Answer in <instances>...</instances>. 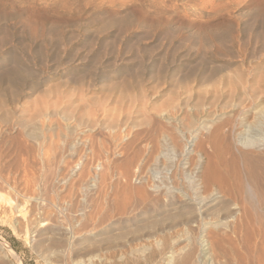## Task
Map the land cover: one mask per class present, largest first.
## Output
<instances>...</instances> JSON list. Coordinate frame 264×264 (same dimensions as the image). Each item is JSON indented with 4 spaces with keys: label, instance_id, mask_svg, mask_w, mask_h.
I'll return each mask as SVG.
<instances>
[{
    "label": "rangeland",
    "instance_id": "1",
    "mask_svg": "<svg viewBox=\"0 0 264 264\" xmlns=\"http://www.w3.org/2000/svg\"><path fill=\"white\" fill-rule=\"evenodd\" d=\"M181 151L237 186L252 216L231 240L258 249L243 186L264 168V0H0V264H184L198 230L175 209H121L126 169L133 189Z\"/></svg>",
    "mask_w": 264,
    "mask_h": 264
},
{
    "label": "bare ground",
    "instance_id": "2",
    "mask_svg": "<svg viewBox=\"0 0 264 264\" xmlns=\"http://www.w3.org/2000/svg\"><path fill=\"white\" fill-rule=\"evenodd\" d=\"M75 130H77V129H74V128L68 129V131L66 133L65 148H66V150L70 151L72 157L78 158L79 155L83 156V154L85 153L84 152L82 154H79L81 152V149L83 150V146H85V144L82 143V141H84V140H80V137L76 136V133H74ZM32 134L36 135L35 132H32ZM238 142H241V143H245V142L248 143L249 142L250 143L251 141H248L247 139L239 138ZM256 143H257V141H256ZM258 143H261V142H258ZM47 145H48V143H47ZM63 145H64V143H63ZM53 146H54V144H53ZM105 153H108V152L106 151ZM183 155H184V151H181V152H179V156L174 155L170 158H167V161L164 163L160 162L159 158H156L154 164L151 165L150 168L148 167L149 168V170H148L149 174H146V175H143L144 173L142 172V170H144V168H145V165L143 163H140V164L138 163L139 167H140V174H136L134 176L135 180L137 181V186L133 189H131V187L129 186V182H128V179H129L131 173L129 174L128 170L125 167H123L126 169L124 174H122V180H123V183H124V186L126 189L125 190L126 194H125L124 200L121 204L122 212H127L130 209H136L142 205H147V206H149V208H150V206H152L154 209L157 210V213H158V211H159V213H161V212L165 213L166 211L169 210V207L172 209H175L174 213H172V215H170V216L173 219H175L176 217L181 218V220H182L181 224L184 226L183 229H185L187 233H189L191 235L194 230H198V235H196V238L193 236L195 238V240H197V243H196L197 247L194 246L197 248L196 255H193L195 258L190 255V253H191L190 251H188L189 252L188 253L187 250H185L188 254L185 253L186 255H185L184 264H187V262H189L188 264H193V263L194 264H264V221L262 222V220H260L262 222V223H260L261 227L259 226L260 230L259 231L257 230V234L261 235V240L259 241L260 244H259V246L256 245L258 249L254 250V248L252 247L253 244L251 242L255 239L256 232H253V231L249 232L248 230H246L244 238H243V241L246 243V246L243 245V246H245V248H244L245 251H240L239 248L236 247L234 245V242H232V240H231L232 235L236 234L238 227H240L242 225L241 221H239L238 225H237L235 220L236 219L239 220V218H241L242 215L246 216L247 218L251 217L252 213H250L246 210L245 205H243V207L240 205L241 206L240 207L236 202H234L231 199L232 194L234 192H236L235 190L237 189V186H235L229 182L226 183V181L224 183L220 176H218L212 172L213 168L211 170L210 169L211 167H209V165H207L203 171L199 170V165H197L199 163H196L191 169H188V167L185 165V163H182L183 162L182 160H185L182 158ZM87 157H88V155H87ZM87 157L84 156V158H87ZM108 157L112 158V152H110ZM104 158H105V156H104ZM78 160H79V158H78ZM85 160H87V159H85ZM113 163L115 164V162H113ZM67 164H69V162ZM114 164H112V165H114ZM127 165H131V164L127 163ZM105 166L108 167V162H106ZM252 166H253V164H252ZM68 167H69V165H68ZM107 167H106V169H107ZM82 169H84V168H82ZM106 169H104V170H106ZM128 169H130V167ZM65 170L66 169L64 168V171ZM71 170H72V168H71ZM71 170L69 168L67 170V172H65V174H67L69 171L71 172ZM73 170L76 171L75 169H73ZM106 171H104V173ZM109 172H110V170H109ZM214 172H216V170H214ZM61 173H62V171H61ZM82 173L84 174V171ZM63 174H62L61 178H63ZM96 174H97V172H96ZM45 175L47 176V174H45ZM68 175H70V174H68ZM98 175H100V174H98ZM98 175H94L92 177V180L105 182L106 175L101 174L102 175L101 177H99ZM107 175H109V174L107 173ZM248 175H249V179L246 180V182L243 186L245 198L249 202V206L250 205H251L250 207L253 206L252 208L255 209L257 215L261 219L264 220V168L260 169L258 166L252 167L250 169ZM58 176H61V175H58ZM89 176H90V174H89ZM64 178H65V175H64ZM64 178L62 179V182L66 181V178L65 179ZM68 178H70V177H68ZM88 178L89 179H86V180H90V177H88ZM46 180H48V179L46 178L45 181ZM58 182H61V181L58 180ZM29 184H31V183L29 182ZM29 184L27 183V185H29ZM89 185H91V184H89ZM29 187H25V188L28 189ZM29 189H28V191H29ZM28 191H27V193H28ZM29 194L30 193H28V195ZM32 194H33V192H32ZM28 195L26 194V196H28ZM225 197H228V199L223 200V199H225ZM27 199H28V201L31 200V199L29 200V198H27ZM36 199H37V196H36ZM220 201L223 202L221 205L219 203H216V202H220ZM179 206H181V209L178 210L179 213L176 216L175 212H177L176 210ZM144 208H145V206H144ZM96 214L98 215V213H96ZM133 214H134V212H133ZM242 218H244V217H242ZM177 222L178 221H176V223ZM247 222H248V220H247ZM227 228H230V231L232 233L231 235H228L229 233L224 232ZM240 229L241 228H239V230ZM189 234H187V235H189ZM192 235H194V234H192ZM186 237H188V236H186ZM193 237L192 238L189 237V239H187V241L188 240L191 241L193 239ZM187 243H189V242H187ZM226 244H227V246H226ZM185 246L186 245H184L183 247H185ZM191 248H193V247H191ZM186 249H187V247H186ZM189 250H190V248H189ZM177 251H180V250L174 249L169 253L170 255L166 256V260H167L166 263L171 264V262L174 261V259H176L175 258V257H177L176 255L178 253H180ZM203 258H204V260H203ZM179 259H180V257H179ZM191 259H193V260H191ZM176 260H175L174 264L176 263ZM178 261H177V263H180ZM180 261H181V259H180Z\"/></svg>",
    "mask_w": 264,
    "mask_h": 264
}]
</instances>
